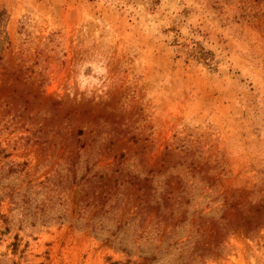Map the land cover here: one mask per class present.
Segmentation results:
<instances>
[{
	"label": "rangeland",
	"instance_id": "1",
	"mask_svg": "<svg viewBox=\"0 0 264 264\" xmlns=\"http://www.w3.org/2000/svg\"><path fill=\"white\" fill-rule=\"evenodd\" d=\"M0 264H264V0H0Z\"/></svg>",
	"mask_w": 264,
	"mask_h": 264
},
{
	"label": "clouds",
	"instance_id": "2",
	"mask_svg": "<svg viewBox=\"0 0 264 264\" xmlns=\"http://www.w3.org/2000/svg\"><path fill=\"white\" fill-rule=\"evenodd\" d=\"M88 65H84L80 68L77 79L79 81V86L81 89H84L85 87L91 89L93 86H98L99 81L96 79V77L92 74H86L84 69L87 68ZM103 72V68L95 65L92 66V73H101Z\"/></svg>",
	"mask_w": 264,
	"mask_h": 264
}]
</instances>
